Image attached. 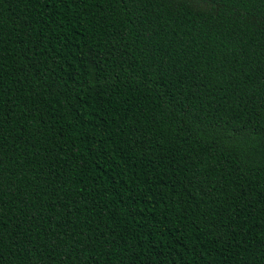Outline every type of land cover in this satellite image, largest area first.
Returning a JSON list of instances; mask_svg holds the SVG:
<instances>
[{
	"label": "trees",
	"instance_id": "16d2710c",
	"mask_svg": "<svg viewBox=\"0 0 264 264\" xmlns=\"http://www.w3.org/2000/svg\"><path fill=\"white\" fill-rule=\"evenodd\" d=\"M0 264H264V0H0Z\"/></svg>",
	"mask_w": 264,
	"mask_h": 264
}]
</instances>
